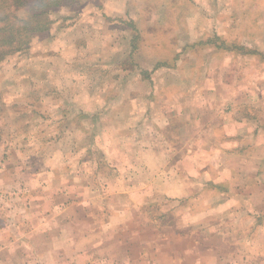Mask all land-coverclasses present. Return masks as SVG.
Here are the masks:
<instances>
[{"label":"rangeland","instance_id":"rangeland-1","mask_svg":"<svg viewBox=\"0 0 264 264\" xmlns=\"http://www.w3.org/2000/svg\"><path fill=\"white\" fill-rule=\"evenodd\" d=\"M215 1V8L229 12L224 22L239 23L232 35L264 52V0H234L230 5L225 0ZM58 5L49 9L50 29L33 36L27 50L0 63V251L4 249L10 256L12 244L22 247L16 249L17 256L25 251L23 230H30L31 224L23 223V218L33 212L30 206L36 205L38 198H49L52 203L74 202L84 196L126 199L128 183L144 181L142 161L134 156L148 149L149 142L157 144L160 136L156 130L167 128V114H176L180 120L192 117L194 123L206 126L214 124L208 120L209 114H203L206 110L189 107L190 102L191 106L199 100L201 105L213 98L197 95L196 88L207 89V85L192 75L189 59H184L188 54L182 55L173 70H153L158 60L169 61L173 52L181 50L171 43L172 38L196 40L222 23L215 12H209L208 0H63ZM244 9L250 11L245 17ZM9 12L19 18L30 16L27 5L12 6ZM131 20L134 30L129 26ZM255 23L259 25L255 30L248 27ZM162 40L165 44L155 47ZM155 50L158 59L153 65ZM197 67L195 64L194 71ZM142 69L150 70L151 76L144 77ZM213 74L211 69L210 77ZM230 79V83L242 81L237 76ZM145 101L160 111L158 116L155 111L151 116ZM211 114L216 117L217 110ZM192 137L181 132L172 135L168 144L183 154L191 148ZM200 140L204 154L209 141L207 137ZM210 143L209 148L215 142ZM181 157L165 156L162 160L169 166L184 159L186 167L198 164L201 169L212 163L205 155L195 163ZM222 158L217 156L214 164L221 165ZM201 187L192 186L194 194ZM149 192L144 210L155 226L162 212L173 219L189 207L183 201H168L156 185ZM35 205L37 214L54 210ZM167 222L175 224L174 220ZM157 229L168 233L174 242L172 228L150 229L154 240ZM212 233L217 232L210 229L204 236L200 231L199 241L218 247L223 264H264V250L257 256L252 245H238L242 240H233L237 246L231 247L234 250L229 254L225 242L213 238ZM188 245L189 240L175 247L182 251L177 258L185 257L181 264H196V258L185 252ZM205 255L199 254L200 263L206 264ZM162 259L163 264H170L167 257Z\"/></svg>","mask_w":264,"mask_h":264},{"label":"crops","instance_id":"crops-1","mask_svg":"<svg viewBox=\"0 0 264 264\" xmlns=\"http://www.w3.org/2000/svg\"><path fill=\"white\" fill-rule=\"evenodd\" d=\"M233 1L225 0L228 5ZM208 2L211 8L209 12H215L218 21L222 22L215 23L217 29L206 31L196 40L178 36L172 38L171 43L177 44L181 50L173 52L169 61H157L158 53L155 50L152 64L157 61L153 68L155 72L173 70L182 55L188 54L189 58L185 56L184 59H189L192 75L207 85V89L196 88L197 95H210L213 98L201 105H198L199 100L192 102L191 106L190 102L189 107L206 110L203 114H209L207 118L214 124L206 126L202 122L194 123L192 117L180 120L178 115L170 117L166 112L167 128L156 130L160 136L157 144L149 142L148 149L134 156L142 161L144 181H130L126 199L112 196L93 200L84 196L82 200L74 202L63 200L52 203L46 197L36 198L37 204L33 202L35 206L54 208L53 212L50 208L46 213L37 214L31 198L33 206L30 209L33 212L23 218V223L31 224V228L21 229L26 236L22 241L25 251L17 256L16 249L22 247L12 244L10 256L8 251L1 249L0 264H163V257H167L170 264H181L186 259L177 258L180 251L175 247L188 240L190 245L185 252L196 258V264H204L200 263L199 254H206V264H220L218 247H212L211 242L206 244L199 241V232L205 236L210 229L217 232L211 234L213 238L225 242L224 247L229 254L234 250L231 247L237 246L233 240H242L238 245L253 246L257 256L264 250V52L246 45L237 34L232 35L238 30L239 23L233 20L224 22L230 17L226 16L229 12L215 8V0ZM242 11L244 17L250 12L248 9ZM129 26L132 30L136 29L133 20L129 21ZM248 27L255 30L259 25L255 23ZM135 37L139 39L140 36L135 32ZM164 44L162 40L155 47ZM136 48L134 44L133 50ZM134 51L131 53L133 58ZM195 64L198 66L196 71L193 69ZM211 69L214 73L212 77ZM149 71L142 69V75L150 77ZM231 76L242 78V81L230 83ZM162 89L165 93L168 91L166 85ZM145 102L150 105L151 116L153 111L158 116L160 111L153 108L152 103ZM214 110H217L216 117L211 114ZM199 125L204 126L203 130ZM181 132L191 137L196 135L191 138V148L188 150L187 147L183 154L168 144V141L172 142V135ZM203 137L208 138V146L211 140L215 142L211 148L206 146L204 154L201 148L205 146L200 140ZM181 155L194 163L205 155L207 161L212 163L201 169L198 164L186 167L184 159L169 166L162 160L165 156L176 158ZM217 156L223 157L221 165L214 164ZM157 163L160 167H157ZM152 184L168 201H183L189 207L181 209L180 217L174 216L173 219L162 212L156 221L158 226L151 224L144 206L151 196L149 189ZM196 184L202 187L199 193L194 194L192 186ZM45 203L47 205L43 207ZM182 210L188 212L183 213ZM171 220L175 221L172 226L167 222ZM160 227L163 230L172 228L176 236L174 242L168 233L158 229L155 231L158 238L153 239L150 229ZM18 228L20 230L21 227Z\"/></svg>","mask_w":264,"mask_h":264},{"label":"trees","instance_id":"trees-1","mask_svg":"<svg viewBox=\"0 0 264 264\" xmlns=\"http://www.w3.org/2000/svg\"><path fill=\"white\" fill-rule=\"evenodd\" d=\"M63 0H0V63L8 56L22 53L30 47L33 36L45 34L50 28V11ZM27 5L30 16L19 18L9 12L12 6ZM47 16L45 21L42 17ZM18 25V26H17ZM28 34H25V31Z\"/></svg>","mask_w":264,"mask_h":264}]
</instances>
